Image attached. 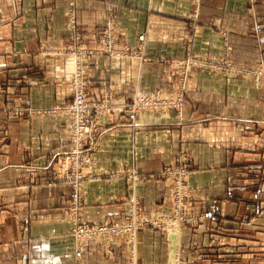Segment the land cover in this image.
I'll list each match as a JSON object with an SVG mask.
<instances>
[{"label":"crops","instance_id":"obj_1","mask_svg":"<svg viewBox=\"0 0 264 264\" xmlns=\"http://www.w3.org/2000/svg\"><path fill=\"white\" fill-rule=\"evenodd\" d=\"M107 8L117 19L118 46L132 44L143 33L144 47L141 58L101 55L86 61L83 74L91 93L96 96L99 88L108 87L121 102L135 90L168 86L170 60L182 57L188 47L191 0H0V264H129L121 239L111 255L105 243L88 239L76 259L71 229L78 221L119 222L133 189L143 213L160 204L166 207L170 188L156 175L181 149L196 167L187 181L194 210L212 208L227 218L241 209L245 194L249 213L264 216V187L256 202L255 176L247 174L243 192L231 182L242 175L238 166L247 165L241 156L248 159L255 152L249 119L264 116V99L257 98L249 83L224 86L197 70L190 75V102L182 113L192 122L176 123L174 111L167 118L141 113V125L132 129L122 117L112 121L116 111L110 114L93 153L95 162L85 168L95 178L82 184L80 208L70 211L71 189L55 177L68 143L67 116L30 114L26 121L5 109L24 99L35 107L64 103L72 72L64 50L70 43L69 15H74L86 46L95 47ZM194 24L193 51L217 53L221 42L215 27L220 25L229 32L232 59L251 65L264 62V0H200ZM237 117L248 118L243 128ZM129 168L144 176L133 189L121 177ZM205 225L183 227L178 240L184 246L209 240ZM245 226V238L236 235L226 241L237 250L232 262L240 260L239 246L245 247L242 259L264 257V225ZM174 234L140 230L132 264H172ZM199 258L206 264L212 257Z\"/></svg>","mask_w":264,"mask_h":264},{"label":"rangeland","instance_id":"obj_2","mask_svg":"<svg viewBox=\"0 0 264 264\" xmlns=\"http://www.w3.org/2000/svg\"><path fill=\"white\" fill-rule=\"evenodd\" d=\"M191 0L192 10L189 14L190 19V32L188 37L190 38L187 43L188 47L183 52L182 57L178 59L170 60V84L164 88L160 89H146V90H135L133 91L132 97L129 100L124 101H115V97L113 96L112 91L108 87L99 88L97 95L94 96L93 93L89 90L90 84L89 81L87 83V100L90 103L89 112L90 116L87 118L82 117L84 120H87L91 123L93 128H91L90 132L81 133L77 130L74 125V117L72 119L69 111L63 109L65 105L69 104L72 99L73 88L67 86V91L70 94L69 98L64 103H59L46 107H35L32 106L28 99H24L20 101L19 105H12L5 109L12 113L11 115L14 117H21V119L29 120V115H55V114H63L67 116L66 130H67V140L68 143L66 148L61 152L59 158V168L55 169V177L62 180V184H67L73 197L78 196L77 205L71 206L70 211L75 212L77 208H80V191L82 184L85 181L93 180L95 176H91V174L85 171L87 165H93L95 162L94 159V151L96 150L99 141L105 131L103 128L108 122L110 114L116 113L115 118H112L114 122L115 119L124 118L125 124L133 128H138L141 124L139 123V115L145 114L146 116L152 117L151 115L161 116L163 118H167L168 113L174 111L175 121L180 124L182 120L185 122H192L191 119H183L182 113L187 108L190 98L188 95V81L190 80V75L193 71H202L205 73L211 81L222 85H230L234 82V84H250L249 88L254 90L255 95L258 99L263 101L264 99V62L261 60L256 64H247L240 61H236L230 57V52L232 47L229 43V37L227 32L228 30L218 25L217 28L218 33L220 35L221 45L219 47V51L217 53H211L209 51H193L191 49L192 41H193V33L194 29H196V25L194 24L196 21V17L199 11V3L200 0ZM107 19L104 24L101 26L99 34L96 36L97 45L95 47H88L83 42L82 34L79 30L77 23L75 22L74 15H69V29L71 30L70 35V45L77 44L78 46H85L90 48L91 56H101L105 55L107 57L118 58L122 60L130 59V58H139L141 55V51L143 49V42L140 43L137 40L130 44V48L127 53L124 55H116L111 52H105V54H96V49L102 48L106 51L104 41L102 40L103 35L105 34L104 28L106 25L112 24L115 29L116 39H117V29L116 22L117 19L114 15V12L111 8H107ZM106 39V38H105ZM118 44V42H117ZM139 54V55H138ZM89 57L83 62L89 61L93 59ZM70 57V56H69ZM72 62V72L68 80V84L72 80V75L74 70H76L74 66V62ZM223 68V69H222ZM218 69V70H216ZM83 70V69H82ZM78 73H81L79 68ZM87 81V80H86ZM138 104L136 102L139 100ZM151 98V100H149ZM146 102H152L154 105L148 104ZM60 108V111H54L56 107ZM139 108L137 115L135 116L134 121L136 122V126H133V122L131 121L133 116H131V111L134 107ZM52 107V108H51ZM46 110L44 112L38 113L36 110ZM53 109V110H52ZM84 114V113H83ZM34 117V116H33ZM180 118V119H179ZM17 119V118H15ZM107 119V120H106ZM207 118H204L205 120ZM239 121V128H243L244 123L248 120L247 117H237ZM253 125V129H251L249 136L252 138L251 141L253 143L255 152H253V157L250 156L248 159H245V156H241V159H244L247 163L239 167V172L242 175H239L237 178L232 179L233 182L232 187H239L240 191H245V178L250 174L255 176L257 179L256 184V202L260 201L259 195L263 193L264 187V116H257L255 118L249 119ZM197 121V120H196ZM223 121V120H222ZM244 121V122H241ZM71 128V129H70ZM5 137V133L3 135ZM96 144V145H95ZM77 150L78 155L81 159L79 162L81 163L79 168L78 166L75 168L72 166L71 161L67 163V159L72 155V153ZM87 159V160H83ZM87 161V162H86ZM254 161L253 163H251ZM249 163V164H248ZM170 165H176L173 170L168 174L164 170L168 168ZM178 167V168H177ZM195 164L193 163L192 157L188 154L185 149L179 150L174 156V160L172 163L165 164L161 171L156 175L158 178L162 179L163 182L169 185V200L168 203L165 204L166 207L158 205L156 208L152 209L149 213H143L141 205L139 203L138 198L135 195V184L143 179V175L140 174L139 170L136 168H129L124 170L121 173V177H123L132 187V192L128 194L125 198V215L119 221L115 222L111 219H105L100 223H104L106 221L113 222V225H116L123 231V228L129 225V230L121 232L120 234L115 235L111 241L103 240L102 237H93V239H98L105 243L106 254L111 255V251L116 244L117 240H122L127 245V250L130 255V263H133V255L135 252V239L136 234L145 228H153L161 231L162 233H175L176 239V247L173 252V263L172 264H203L200 262V256L206 255V258H209L210 261H207L206 264H264V257L255 255V257L250 256L248 260L242 259L245 253H241V249L245 248L243 246H239L240 250H238V255L240 256V260L237 262H232V255H236V249H232L230 245L226 243V241H230L231 237L240 236L245 238L247 236L246 231V222H251L255 226L254 227H262L264 225V221L262 222L263 215L256 211V213H249L247 209V198L240 197L244 200H240V210L237 213H232L229 217H222V213L214 211L212 208L205 211H197L194 210V207L190 203L188 189H187V181L189 174L192 170H194ZM73 173H80L83 175V179L79 182H73L68 178H64L63 176H69ZM183 183L184 190L181 189V183ZM230 182V183H231ZM35 184V182H34ZM21 186V185H20ZM184 194V200H181L180 196ZM72 197V198H73ZM77 198V197H76ZM71 199V198H70ZM246 199V200H245ZM76 203V199H75ZM78 206V207H77ZM141 219V220H138ZM170 219V222H168ZM172 220V221H171ZM83 222V221H80ZM85 223V222H83ZM94 223V224H100ZM109 223V224H110ZM115 223V224H114ZM160 224V227L157 225ZM206 224L204 226L205 231H207V237L209 240L202 241L201 243H189L185 246L182 245L181 241L178 240L180 238L181 229L185 226L190 227H198L199 225ZM210 229L217 230L216 232ZM211 232V233H210ZM258 235V234H257ZM88 240V239H87ZM244 240V239H243ZM235 251V252H234ZM83 253V252H82ZM186 255V256H185ZM74 257H75V247H74ZM76 258V257H75Z\"/></svg>","mask_w":264,"mask_h":264},{"label":"built area","instance_id":"obj_3","mask_svg":"<svg viewBox=\"0 0 264 264\" xmlns=\"http://www.w3.org/2000/svg\"><path fill=\"white\" fill-rule=\"evenodd\" d=\"M104 32H105V34L103 35L102 40L104 41L106 51L103 50L102 48H99V49L95 50L96 54L100 55V54H105V52H111V53H114L116 55H121V54L124 55L125 53H127V51L129 49H131L130 46L126 45V44L118 46L115 29L112 26V24L106 25L104 28ZM100 34H101V32H100ZM137 40L140 43H142V42L144 43L145 35L143 33L138 34ZM64 50L73 60L76 70H74L73 75H72V80L68 84V87L73 88V93H72L73 99L69 104L65 105L63 109H66L67 111L72 113L71 117H72V119L74 117V125H76L75 128L77 130H79L81 133H87V132L91 131V128H93V126L91 125V123L89 121L84 120L82 118V117L87 118L90 116V112H89L90 103L86 97L87 96V89L86 88H87L88 81H86L87 79L84 76L82 69H83V65H84L83 62L89 57V54L91 56L92 53L90 51V48L85 47V46H78L77 44L70 45V46L66 47ZM139 56H140L139 58H141V55H139ZM92 57H94V56H91V58ZM79 68L81 70V73H78ZM149 100H151V98ZM139 101H140V98L136 102V104H138ZM146 103L154 105V103H152V102H150V103L146 102ZM60 110L61 109L58 107H56V109H54V111H60ZM138 110H139V108H137V106L132 109V111L130 113L131 116H133L132 117L133 119L131 120L132 122L134 121L135 116L138 113ZM36 111H38V113H40V112H44L46 110H44V109L39 110L38 109ZM135 126H136V122L134 121L132 127H135ZM78 154H79L78 151L75 150L72 153V155L67 159V163L69 161H71L72 166H74L75 168L77 166L79 168V166L81 164L79 162V159H81V158L79 157ZM83 160L85 161L87 159L83 158ZM175 166L176 165H170L168 168H165L164 170H167L166 172L169 174L170 171L173 170ZM63 177L65 179L68 178L69 180H71L73 182H79L81 179H83V175H81L79 172L78 173L72 172V174H70L69 176L64 175ZM183 183L185 185V182L181 183V189L182 190H184ZM72 197H73V194L71 193L70 194V198L72 201L71 206L73 207V206L77 205L78 196L75 195L73 198ZM184 197H185L184 194H181V196H180L181 200H184ZM75 199H76V203H75ZM138 220H141V219H138ZM141 221H143V220H141ZM110 222L111 221H109V222L106 221L104 223L94 224V223H83V222L78 221L75 223V225L71 229V234L73 236L76 259L79 260L81 258L82 252H83L84 242L87 239H91L93 237H102L103 240L105 239L106 241H111L115 235L120 234L121 232H124L126 230H129V225L126 226L125 228H123V231H121V229H119L118 226L113 225V222L112 223H110ZM168 222H170V219H168ZM157 227H160V224L157 225ZM106 251L109 252V250H106Z\"/></svg>","mask_w":264,"mask_h":264},{"label":"bare ground","instance_id":"obj_4","mask_svg":"<svg viewBox=\"0 0 264 264\" xmlns=\"http://www.w3.org/2000/svg\"><path fill=\"white\" fill-rule=\"evenodd\" d=\"M223 69V68H222ZM216 70H218V69H216ZM58 107V106H57ZM52 108V107H51ZM53 110V109H52ZM56 115H58V114H56Z\"/></svg>","mask_w":264,"mask_h":264}]
</instances>
